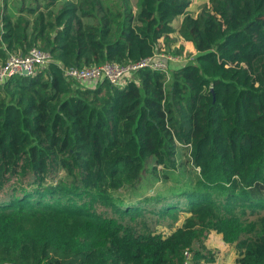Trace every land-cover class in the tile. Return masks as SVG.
Listing matches in <instances>:
<instances>
[{
  "label": "trees",
  "instance_id": "1",
  "mask_svg": "<svg viewBox=\"0 0 264 264\" xmlns=\"http://www.w3.org/2000/svg\"><path fill=\"white\" fill-rule=\"evenodd\" d=\"M31 1L0 22V64L36 45L50 57L0 86V264H182L194 241L189 264H202L209 231L233 264H264V0H209L195 16L190 0ZM169 33L195 53L168 80L147 68L122 86L62 77L59 65L134 63ZM176 149L198 168L191 188L108 197L172 169Z\"/></svg>",
  "mask_w": 264,
  "mask_h": 264
},
{
  "label": "rangeland",
  "instance_id": "2",
  "mask_svg": "<svg viewBox=\"0 0 264 264\" xmlns=\"http://www.w3.org/2000/svg\"><path fill=\"white\" fill-rule=\"evenodd\" d=\"M63 0H58L56 3L60 4ZM75 1V0H72ZM135 0H128L129 4L132 6ZM33 4L31 0H0V22L1 21V14H4L6 16V19L8 20H14L18 15V8L21 5H29ZM205 5H209V0H190L188 7L186 8V12L195 16L197 13H199ZM56 6H53V10H55ZM39 10H42V6H39ZM134 8L132 7V12H134ZM26 17L29 19L34 18V15H28L26 14ZM181 17H178L174 20L173 23L178 24ZM160 37L158 40V44L160 45V49L165 50L166 52H169L171 55L178 56V62L175 63L174 66L183 64L185 62L192 61L193 58V52L189 48H185L184 46H170L169 40H175L176 38H180L177 33H169L167 34L168 39L163 37ZM37 47L39 45H36ZM173 47V48H172ZM176 49H179L176 51ZM41 50V49H40ZM175 50V52H174ZM9 53H18L19 51H7ZM173 67V65H172ZM134 73L131 74L132 78H134ZM136 77V76H135ZM1 86V85H0ZM76 86V85H74ZM81 86V85H80ZM177 153L175 156L172 157L173 159V168L170 169L169 166L163 167L161 164L156 165L154 170H151V172L145 174L142 178H140L139 181L136 183H126L124 181V184L122 185V188H111L106 189V193L109 198H112L114 201L118 199H122V201H131L132 203H135L137 201L142 200L143 196H152L153 194L158 195H166L169 196L173 193H175L174 189L179 188L180 186L188 185L190 188L195 182V174L198 173V168H193V171L189 169V164H185L184 162V156L185 152L180 151L179 149H176ZM171 158V156H170ZM179 160L182 162V166L179 167ZM165 173V175H163ZM162 176H167L165 179L162 178ZM12 180V179H11ZM23 183H26L23 181ZM19 185V184H18ZM17 185V187H18ZM225 185L229 186H239L240 183L237 181L234 177L229 180V182L225 183ZM22 186V183L20 184ZM24 186V185H23ZM126 188V190L121 194V189ZM136 191V192H133ZM220 189L214 190V195H216ZM122 195L121 197H119ZM182 214H179V217L177 218V221H175L177 224L180 223L182 220ZM169 218H165L164 220H168ZM158 230L161 232L167 233V230L165 228L157 227ZM218 234V233H217ZM222 239L221 235H216V232L209 231L207 232L206 236L204 237L202 241L203 250L205 253L213 254V258L209 260V262H203L202 264H233V260L235 258V253L233 249L228 245H226ZM199 246L198 241L192 242V244L187 247V250L190 251V253L196 249Z\"/></svg>",
  "mask_w": 264,
  "mask_h": 264
},
{
  "label": "built area",
  "instance_id": "3",
  "mask_svg": "<svg viewBox=\"0 0 264 264\" xmlns=\"http://www.w3.org/2000/svg\"><path fill=\"white\" fill-rule=\"evenodd\" d=\"M182 40V38L180 37ZM171 55L163 49L154 50L148 57L140 59L131 64L102 63L97 65L81 67L60 66L62 77L66 81L94 87L97 83L105 81L113 86H122L132 80L131 74L138 69L158 70L164 74L165 80L169 78L171 65L178 61V56ZM50 61L47 52L37 47H31L25 54L7 53L6 59L0 64V85L13 75H21L25 71V76L32 75L36 69L45 66ZM190 251L184 249L182 252V264H189Z\"/></svg>",
  "mask_w": 264,
  "mask_h": 264
},
{
  "label": "crops",
  "instance_id": "4",
  "mask_svg": "<svg viewBox=\"0 0 264 264\" xmlns=\"http://www.w3.org/2000/svg\"><path fill=\"white\" fill-rule=\"evenodd\" d=\"M180 37V36H179ZM170 46H173V47H176V46H184L185 48H189L190 50H192V52L194 51L193 50V47H192V44L189 42V41H185V40H181L180 38H176L172 43H170ZM1 47H4V44H1ZM172 47V48H173ZM195 53V51L193 52V54ZM175 64V63H174ZM174 64H172L173 65V67L174 68H177V67H179V66H181V65H183V64H179V65H176V66H174ZM171 65V66H172ZM216 235H218L217 233H216ZM227 245V244H226ZM228 246V245H227Z\"/></svg>",
  "mask_w": 264,
  "mask_h": 264
},
{
  "label": "water",
  "instance_id": "5",
  "mask_svg": "<svg viewBox=\"0 0 264 264\" xmlns=\"http://www.w3.org/2000/svg\"><path fill=\"white\" fill-rule=\"evenodd\" d=\"M25 74H26V72L22 70L21 71V75H25Z\"/></svg>",
  "mask_w": 264,
  "mask_h": 264
}]
</instances>
